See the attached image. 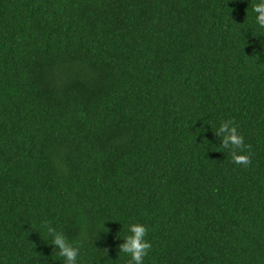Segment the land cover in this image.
<instances>
[{
    "label": "trees",
    "instance_id": "1",
    "mask_svg": "<svg viewBox=\"0 0 264 264\" xmlns=\"http://www.w3.org/2000/svg\"><path fill=\"white\" fill-rule=\"evenodd\" d=\"M258 2L0 0V264H64L44 222L77 264H127L133 223L144 264H264Z\"/></svg>",
    "mask_w": 264,
    "mask_h": 264
},
{
    "label": "clouds",
    "instance_id": "2",
    "mask_svg": "<svg viewBox=\"0 0 264 264\" xmlns=\"http://www.w3.org/2000/svg\"><path fill=\"white\" fill-rule=\"evenodd\" d=\"M252 11L256 13V23L264 29V0H259L254 4ZM213 132L220 138L222 150H228L231 153L233 163L245 167L251 165V156L245 153L246 148L251 150V145H245L244 137L238 132L234 121H222ZM43 227L50 239V244L58 249V254L63 258L64 264H77L80 244L73 245L64 233L58 231L50 222H44ZM129 232L130 234L123 238L124 242L118 245L119 253L130 257L127 264H144V258L152 247L151 242L145 239L148 229L140 223H133L129 225ZM105 250L107 253V249Z\"/></svg>",
    "mask_w": 264,
    "mask_h": 264
}]
</instances>
